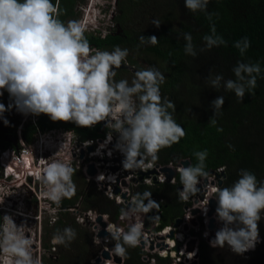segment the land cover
<instances>
[{
  "label": "clouds",
  "instance_id": "1",
  "mask_svg": "<svg viewBox=\"0 0 264 264\" xmlns=\"http://www.w3.org/2000/svg\"><path fill=\"white\" fill-rule=\"evenodd\" d=\"M93 2L102 3V0ZM208 4L209 0H184L186 9L193 13L204 12L211 21L214 13L207 12ZM78 6L77 16L64 22L59 18L62 14L59 0L55 3L53 0H0V90H6L13 101L9 109L14 105L25 116L44 114L52 121H71L79 127L105 122V127L112 130L108 132L106 142L111 141L112 132L118 134L114 147L124 156L123 168L130 172L140 169L149 157L151 161H157L162 149L179 143L186 135L185 129L173 116L175 104L161 94L160 86L165 82V76L154 66H148L135 72L131 84L126 79L116 81V69L129 65L126 59L128 49L115 46L107 51L90 45L85 34L94 32L87 31V24L95 23L99 11L92 10L90 5H83L85 10ZM81 11L87 15L95 13L87 22H82L84 16H80ZM151 23L157 28L161 25L158 19ZM183 39L185 53L196 57L192 35L184 33ZM139 40L151 45L159 42L154 35H141ZM203 41L205 47L200 49L201 52L226 45L223 37L217 35L214 23L210 26V34L203 36ZM234 47L243 56L250 47V41L244 37L236 41ZM232 72L235 79L209 73L206 80L215 90L223 87L225 91L234 92L241 102L246 91L251 94L256 88L262 69L259 62L237 61ZM224 103V96H218L211 102L214 110L210 118L212 124H216L214 117ZM4 111L5 106L0 104V114ZM4 123L7 125L8 121ZM217 130L222 131L220 128ZM194 155L198 159L195 166L181 165L177 169L182 184L178 196L184 201L200 191L197 187L200 178L208 176L205 171L207 149ZM75 172L71 160L52 159L47 162L39 176L44 189L42 195L57 205L63 204V198H71L76 193ZM238 175L230 187L215 189V215L223 226L209 244L219 249L227 246L232 253L243 255L260 243L258 222L264 218V181H258L255 174L244 169ZM98 177L104 179L103 175ZM160 182H165L163 174ZM151 194L149 191L137 193L128 209H120L121 220L135 217V222L127 228L107 223L105 230L115 242L110 250L117 257L127 258L125 245L136 247L141 243L144 223L140 214L160 207L151 199ZM3 202L4 197L0 198V204ZM31 233L32 228L24 222L17 225L11 215L0 217V264H42L41 257L34 253ZM75 237L76 231L65 227L54 233L51 242L67 245ZM95 239L100 244V240ZM195 255V251L190 252L188 259Z\"/></svg>",
  "mask_w": 264,
  "mask_h": 264
},
{
  "label": "trees",
  "instance_id": "2",
  "mask_svg": "<svg viewBox=\"0 0 264 264\" xmlns=\"http://www.w3.org/2000/svg\"><path fill=\"white\" fill-rule=\"evenodd\" d=\"M77 1L59 0V7L62 11L59 18L62 21L68 22L77 16ZM126 1L138 11L145 0ZM55 2L56 0H53V3ZM166 2L171 10V18L166 19V22L178 21L177 14L178 18L181 15L186 17L189 23L183 22L180 33L157 29L155 33L146 34L145 37L154 35L159 40L156 45L146 48V51L166 66L163 73L165 82L160 86V91L164 98L170 99L175 104L173 116L177 123L185 129L186 135L179 143L162 149L157 161L168 165L188 160L192 166H195L198 159L194 153L207 149L205 171L208 172V176L224 168V181L221 188L230 187L239 178L238 174L241 169L255 174L258 181H264V0H209L207 12L214 13L211 21L206 18L204 12L193 13L186 9L184 0H166ZM121 10L123 14L121 20H125L126 12L124 13L122 8ZM121 20L117 26L121 25ZM213 23L217 35L223 37L226 45L201 52L200 49L205 47L203 36L210 34V26ZM184 33L192 35L197 51L196 57L185 53ZM85 36L90 45L100 50L111 51L115 46L130 50L138 48L136 46L138 39L128 32H122L120 36L110 35L106 39L95 36L94 33H87ZM244 37L249 39L250 47L241 56L239 50L234 47V43ZM237 61L259 62L262 69L261 75L257 77L256 88L251 94L246 91L241 102L234 92L225 91L223 87L215 90L206 80L209 73L213 76L221 74L225 79H235L232 68ZM131 62L137 65L132 59ZM123 74L127 73L123 72ZM114 79L118 81V76ZM218 96H224L225 103L219 114L214 117L216 124H212L210 118L213 117L214 110L211 102ZM40 126L67 127L78 133L81 140L103 139L110 131L103 125L94 128L79 127L71 121H52L47 115L42 117ZM218 128L222 131H218ZM34 131L30 129L29 134L25 135L27 142H32ZM91 186L87 184L88 191L84 190L79 197L78 194L74 195L75 199L67 198L62 205L65 208L73 207L77 204L78 198H82L84 211L91 210L100 215H107L108 210L101 208L102 205L106 207L105 198ZM181 186L179 177L176 187L162 186L149 190L144 188L141 191V193L152 192L151 197L153 198L165 199V205L161 207L163 211L162 228L184 216V203L178 196V188ZM111 208L115 209L116 220H118L120 209L114 208L113 204ZM71 216H73L71 213H64L61 220L53 226V231L56 233L62 227L63 229L72 227L77 230L78 226ZM80 236L83 237L82 247L84 256L87 257L82 264H86V260L87 264H91V259L94 258L91 255L94 236L85 232H80ZM114 243L113 241L111 248ZM48 246L50 245L46 243V247ZM125 247L127 248L125 264H144L145 253L142 249L127 245ZM213 249L205 242L201 244V264H260V259L255 257L257 252L236 255L227 246L223 249ZM217 254L227 255L229 258L221 257L222 260H220L216 257ZM77 264H80V261Z\"/></svg>",
  "mask_w": 264,
  "mask_h": 264
},
{
  "label": "built area",
  "instance_id": "3",
  "mask_svg": "<svg viewBox=\"0 0 264 264\" xmlns=\"http://www.w3.org/2000/svg\"><path fill=\"white\" fill-rule=\"evenodd\" d=\"M78 8L85 10V7L79 5ZM112 26L109 27L107 36L112 35L116 30L114 22L110 19ZM99 124L105 127V122H99L92 128ZM112 130L110 129L109 132ZM54 132V131H53ZM68 135L51 137L48 132L43 129L36 141V146L31 148L25 142L21 141L19 146H11L8 148H0V168L2 170V176L0 177V198L4 197V203L11 204L16 201L21 195L18 191L23 193H29L32 198L37 202V210L35 213L30 212L16 213L17 218L33 219L38 225L39 235L32 232L34 243L42 244V233L40 227L42 225L43 214H47L50 219V224L59 222L63 213H71L72 215H78V223L91 226L94 224L96 230L94 234L98 239V233L101 228L97 224L99 217H103L104 221L109 219L108 216L99 215L95 211H81L80 205L82 204V198L73 207L65 208L62 202L57 205L50 199L45 198L42 195L43 186L40 183L39 176L42 169L46 166L47 162L52 159L71 160L72 165L76 171L80 170L87 184L94 185L97 192L102 194L107 200L112 202L117 208L128 209L133 203V198L137 193H141L144 188H160L162 186L176 187L178 185V178L180 173L177 170L186 160L178 162V164L170 163L168 165L160 164L158 161H151L149 157L145 160L144 166L140 169L129 171L125 170L122 165L124 159L123 154L115 149L118 134L112 132V139L107 141V136L103 139H87L81 140L80 136L74 138L75 131L65 132ZM108 135V134H107ZM51 137L52 139H49ZM85 142H88L87 144ZM54 143L59 145L63 144L62 148L65 149V153H60L62 156H57L52 147ZM34 144V143H32ZM89 149H92L89 152ZM109 153H111L109 155ZM93 167L96 171L95 175H90V168ZM171 171L174 175L171 177ZM218 174H223L221 177L210 175L200 179V183L197 187L200 191L196 195H192L187 201L180 199L184 203V216L181 219H176L171 225L162 228V208L165 205V199L159 200L158 198H152L155 202L160 204L159 209H153L147 214L141 213L143 223L147 220H151V227L143 230L141 243L136 246L141 248L145 253L143 258L144 264H201V244L205 242L209 244L215 236L216 231L223 226L222 222L218 221L215 212L212 213L211 202L216 201V188H221L219 183L224 179V168L217 170ZM162 174L165 176V182L161 183ZM103 175L104 179L98 177ZM207 180V185H206ZM182 190V186L178 188ZM117 191L119 193L117 194ZM15 194L17 197L15 198ZM204 197L201 200V197ZM208 204L206 205V202ZM147 203V201H145ZM192 204V205H191ZM207 211H204V208ZM217 207V201H216ZM2 211H13L4 205L0 208ZM199 213H195V212ZM14 212V211H13ZM15 214V213H13ZM30 214V215H29ZM214 220V221H213ZM135 222V217L131 219L119 220L115 224H124L125 228ZM180 222V225L177 224ZM41 223V225H40ZM84 226V225H83ZM121 226V225H120ZM122 227V226H121ZM106 231V230H105ZM207 233V236H205ZM38 236V238H37ZM96 240V239H95ZM100 244L106 247L102 250L99 257L92 261V264H98V260L103 258L102 256L106 252H110L114 257L115 254L109 248L113 241H111L110 234L108 233L107 241L105 239H99ZM196 243L194 251L196 255L192 259H188L191 245ZM146 244V247H144ZM257 245L255 246L256 249ZM41 248V246L39 247ZM107 249V250H106ZM254 249V250H255ZM254 250L245 252L248 254ZM123 258V257H122ZM124 264H125V259ZM105 262H111L117 264L115 258L113 261L103 260L101 264ZM109 264V263H108Z\"/></svg>",
  "mask_w": 264,
  "mask_h": 264
},
{
  "label": "rangeland",
  "instance_id": "4",
  "mask_svg": "<svg viewBox=\"0 0 264 264\" xmlns=\"http://www.w3.org/2000/svg\"><path fill=\"white\" fill-rule=\"evenodd\" d=\"M80 1H81V4H83L85 6L92 5V7H91L92 10H94V8H95L96 10L99 11V15L96 16V18H95V23L94 24H91V23L87 24V28H88L87 31L88 32H94L95 36H100L102 39H104L105 33L109 32V27L112 26V24L110 22V19H113L112 18V12H114V14L117 13V10H116L117 8L114 5L116 0H102V3H94L93 0H80ZM118 5H119L118 17H122L121 8L124 10V13L126 12L125 20L120 19L121 20L120 26L123 29V33L124 32L132 33L133 36L138 39V42L136 44V46H138V48L134 49V50L128 49L129 54L126 58L127 63L129 65H131L132 67H135L137 70H141V69L148 67V66H154L161 73H164V68L166 66L146 51V48L151 46V44L141 43L139 40V37L141 35L145 36L146 34L155 33V32H157V29H159V30L163 29L166 32L172 31V32L180 33L182 31L183 22L189 23L188 19L186 17H184L183 15H181L178 18L177 14H176V18L178 21H174L171 23L166 22V19L171 18V14H170L171 10H170V8H168V3L166 2V0H145L143 2V4L141 5L142 8L139 9L138 11L135 7H133L131 4H129L126 0H118ZM124 8H126V10ZM131 10H133V11H131ZM82 12L83 11L79 12L81 17L84 16L82 19V22H87L95 13V11H93V12H89V14L87 15V12H85V14H83ZM128 12H130L129 15H128ZM153 19H158L161 22V25L159 28L152 25L151 22ZM120 20L119 21L117 20L114 23V27H116L117 24L120 23ZM79 21H81V20H79ZM116 29H117V27H116ZM112 35L114 36L115 33H113ZM131 59L137 63L136 66L131 62ZM134 74L135 73H133V72H130L127 74L120 73V76H118V81L121 79H126V80H128L129 84H131V81L134 79ZM59 135L66 137L68 134L65 132H62V131H57L55 133V137H58ZM73 135H74V138L79 136L78 133L77 134L73 133ZM53 145H54V147H52V148H54L53 150L57 156H62L58 152H61V153L66 152L65 149L62 148L63 145H61V147L59 145H57L56 143H54ZM35 146H36V142H34V144H32L30 147L34 148ZM186 161H188V160H186ZM76 174H74V176H73V181L76 184L75 195L78 194V197H79V194H81V192H83L84 190H87V184L85 183V178L83 175L81 178L80 176H77L78 174L77 175ZM223 181H224V179H223ZM91 188H96V187L91 186ZM18 193L23 194V192L21 190L18 191ZM16 197H17V195L15 194V198ZM71 198L75 199L76 197H71ZM80 200L81 199L78 198L77 202H79ZM1 205L2 204H0V206ZM80 207H81V211H82L84 208V205L81 204ZM3 212L4 213H2V216L5 214H8V215H11L15 221H17V216L12 215V212H10V211H3ZM26 212L27 213L30 212V214H32L34 212V206H31L29 209H26ZM71 217L78 226L77 230H75V231H76V234H78L79 236L77 235L75 237V239L67 245H56V244H53L51 242V239L55 233V231H53L52 228L58 222H56L55 224H50V219L47 217V214L46 213L43 214L42 225L40 223V225H41L40 232L42 233V236H43V242L40 245L41 248H39L40 246H38V249H39L38 256H41L42 264H77L78 261H80V264H82L83 260L85 261V259H87V257L85 258V256H84V249L82 247L84 242L82 240L83 237L80 236V232H83V233L85 232L91 236H94V242H93L94 247H98L101 251L106 248L102 245L99 246L97 244V242L95 240L96 236L94 234V230H96V227L94 226V224H92L91 226H86L85 224L81 225L77 221L78 215H73ZM27 220H31V219H27ZM28 227L34 228L35 223L29 221ZM258 228H259V235H260V243L257 244V247L255 249L256 250L255 252H257L255 257H256V259H260V264H264V236H263L264 235V218H262L258 222ZM61 230H63V227L61 228ZM32 232H34V230H32ZM46 243H48L50 246L46 247ZM109 248H111V247H109ZM36 250H35V252H36ZM218 252H219V250H218ZM216 257L220 260H222L221 257L223 259L229 258L227 255L226 256H220L219 254H217ZM91 260L93 261L95 259H91ZM105 264H108V263H105Z\"/></svg>",
  "mask_w": 264,
  "mask_h": 264
},
{
  "label": "flooded vegetation",
  "instance_id": "5",
  "mask_svg": "<svg viewBox=\"0 0 264 264\" xmlns=\"http://www.w3.org/2000/svg\"><path fill=\"white\" fill-rule=\"evenodd\" d=\"M76 5H81V1L78 0ZM114 5L117 8L116 9L117 13L114 14V12H112V18H113L112 20L114 22H116L117 20L119 21L122 17H118V12H119L118 0L115 1ZM82 6H83V4H82ZM90 6H92V5H90ZM122 16H123V14H122ZM117 28H118V32L114 36H119L123 32V29L121 28L120 25H118ZM124 38H126V36H124ZM122 67L123 66H121L119 69H116V72H117L116 76H119V74L123 73V72H126V73L133 72V73H135L136 71H138L135 67H132L131 65H128V68L132 67L131 69L122 68ZM0 92L3 93L2 95H0V104H3L5 106V109H6V111H4L2 114H0V148H8V147H11V146L14 147V146H16L14 143H17V146H19L21 144V141L27 143L28 145H32V143L36 142L35 140L38 138V136L40 134V131H42V129L45 132H48L51 137H55V133L57 131L69 132V133L73 131L72 129H69L67 127H44V126H40V121H41L42 117H44L46 115L41 114L39 116H33V115L29 114V115L25 116V115L21 114L20 112H18L14 105H13V107H11L9 109L8 106L10 104H13L12 99L10 98V96L7 93L6 90H0ZM5 120L8 121L7 125L4 123ZM30 129L31 130H35V131L33 133V140H32V142L29 143V142L26 141V136L25 135L29 134L28 131ZM51 137H48V138L52 139ZM75 174L82 178V173H81L80 170L76 171ZM1 176H2V170L0 168V177ZM146 189L149 190V189H152V188H146ZM98 194H100V193H98ZM100 195H102V194H100ZM152 198L153 197H151V199ZM154 198H156V197H154ZM66 199L67 198H63L62 201H65ZM105 200L107 202L106 207L101 204L102 205L101 208L102 209H107L108 213H107V215H102V216H108L109 217V219L107 221H105L106 223H109V222L115 223L119 219L116 220V216H117L116 211H115V209L111 208V205L113 203L110 202L109 200H107L106 198H105ZM36 203L37 202L32 198V196L29 193L28 194L27 193H23V194H21L18 197V199L16 201H13L11 204L4 203V204H2L0 206V208L3 205H4V207L7 206L8 208H10L11 210L14 211V212L11 211L12 213L16 214V213L26 212V209H29L31 206H34V212L33 213H35V211L37 210ZM113 206H114V204H113ZM114 208H116V207L114 206ZM2 213H4V212L2 211V209H0V217H2ZM29 221L35 223L34 229H35V232L37 233V235H39L38 225H37L36 221L34 220V218L31 219V220H27L25 218L20 217L19 219L17 218V221H15V223L17 225H19L21 222H24L28 226V222ZM37 238H38V236H37ZM42 241H43V236H42ZM93 242H94V238H93ZM38 246H39L38 243H34L33 244L34 252L37 249L36 252H35L36 255H38V252H39ZM100 251L101 250L98 247H94V246L92 247L91 255H92V257H94L93 259H96L97 257H99L101 255L102 251L101 252ZM86 264H87V260H86Z\"/></svg>",
  "mask_w": 264,
  "mask_h": 264
},
{
  "label": "water",
  "instance_id": "6",
  "mask_svg": "<svg viewBox=\"0 0 264 264\" xmlns=\"http://www.w3.org/2000/svg\"><path fill=\"white\" fill-rule=\"evenodd\" d=\"M120 36V35H119ZM122 68H128V66L127 65H123V67ZM132 67H129L128 69H131ZM99 125H101V124H99ZM16 146H17V143H14ZM92 151V149H89V152H91ZM189 165H191V162L190 161H186L185 163H183V166L184 167H188ZM165 172H168V173H170V176L172 177L173 175H174V173L173 172H171V171H168V170H166ZM89 174L90 175H95L96 174V171L94 170V168L93 167H91L90 168V172H89ZM211 175H215V176H217V177H221L223 174H218V173H216V172H212L211 173ZM208 183H207V180H206V185H207ZM222 184H223V182L221 181L220 183H219V185L220 186H222ZM119 193V191H117V194ZM204 199V197L202 196L201 197V200H203ZM211 207H212V213H211V215L215 212V209H216V201L215 200H213L212 202H211ZM196 214L197 213H199L198 211L197 212H195ZM214 221V220H213ZM151 223H152V221L151 220H147L146 222H145V226H144V229H149L150 227H151ZM97 224L99 225V227L101 228V231H99V233H98V239H105V238H108V233L105 231V229H106V227H107V223L103 220V218L102 217H99L98 218V220H97ZM122 227L124 226L125 227V225L124 224H120ZM180 225V222L177 224V226H179ZM126 231H127V229H125ZM143 238L141 237V240H142ZM195 246H196V243H193L192 245H191V248H190V250L191 251H194V249H195ZM144 247H146V244H144ZM115 258V261H116V263L117 264H124V260H123V258L122 257H117L116 255L113 257L112 256V254L110 253V252H106L104 255H103V258H100L99 260H98V264H101L102 262H103V260H106V261H113V259Z\"/></svg>",
  "mask_w": 264,
  "mask_h": 264
},
{
  "label": "bare ground",
  "instance_id": "7",
  "mask_svg": "<svg viewBox=\"0 0 264 264\" xmlns=\"http://www.w3.org/2000/svg\"><path fill=\"white\" fill-rule=\"evenodd\" d=\"M60 145H63V144H60ZM54 149V148H53ZM105 263H109V264H112L111 262H105Z\"/></svg>",
  "mask_w": 264,
  "mask_h": 264
}]
</instances>
